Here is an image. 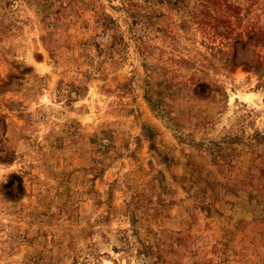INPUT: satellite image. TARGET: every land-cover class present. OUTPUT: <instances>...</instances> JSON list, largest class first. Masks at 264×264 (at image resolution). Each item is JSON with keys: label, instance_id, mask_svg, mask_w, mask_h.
<instances>
[{"label": "rangeland", "instance_id": "1", "mask_svg": "<svg viewBox=\"0 0 264 264\" xmlns=\"http://www.w3.org/2000/svg\"><path fill=\"white\" fill-rule=\"evenodd\" d=\"M0 264H264V0H0Z\"/></svg>", "mask_w": 264, "mask_h": 264}, {"label": "bare ground", "instance_id": "2", "mask_svg": "<svg viewBox=\"0 0 264 264\" xmlns=\"http://www.w3.org/2000/svg\"><path fill=\"white\" fill-rule=\"evenodd\" d=\"M252 98H253V96H252V94H250V95H246L245 97H244V101H246V102H252Z\"/></svg>", "mask_w": 264, "mask_h": 264}]
</instances>
